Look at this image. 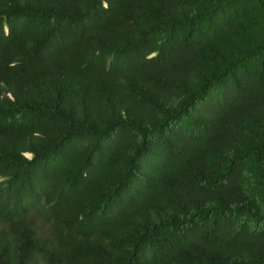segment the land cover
Returning a JSON list of instances; mask_svg holds the SVG:
<instances>
[{
    "label": "trees",
    "instance_id": "obj_1",
    "mask_svg": "<svg viewBox=\"0 0 264 264\" xmlns=\"http://www.w3.org/2000/svg\"><path fill=\"white\" fill-rule=\"evenodd\" d=\"M0 264H264V0H0Z\"/></svg>",
    "mask_w": 264,
    "mask_h": 264
}]
</instances>
